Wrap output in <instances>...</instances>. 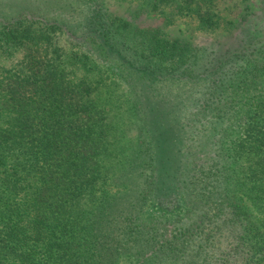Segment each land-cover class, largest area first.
<instances>
[{
  "label": "trees",
  "instance_id": "obj_1",
  "mask_svg": "<svg viewBox=\"0 0 264 264\" xmlns=\"http://www.w3.org/2000/svg\"><path fill=\"white\" fill-rule=\"evenodd\" d=\"M213 2L0 0V264H264V0L165 34Z\"/></svg>",
  "mask_w": 264,
  "mask_h": 264
},
{
  "label": "rangeland",
  "instance_id": "obj_2",
  "mask_svg": "<svg viewBox=\"0 0 264 264\" xmlns=\"http://www.w3.org/2000/svg\"><path fill=\"white\" fill-rule=\"evenodd\" d=\"M103 4V7L106 11L112 15L119 17H126L127 15L132 14L129 17V20H138L142 21V17L144 14L137 16L134 14L137 5L139 4V0H100ZM213 12L216 13L221 18L226 21L222 22V24L213 29V30H203L197 27V22L194 17L183 14H170V21L165 27L166 38L170 40L181 39L185 41H198L201 39H209L218 37L226 34L229 30H232L233 25H228V22H236L239 16L245 14L247 12H251L256 10L259 7L258 0H214L213 2ZM33 5V4H32ZM164 12L169 13L170 9L163 8ZM153 15V14H151ZM151 17L150 15H148ZM56 42L59 46L64 48V50L68 51L71 49V45L66 40V38L60 34ZM107 81L108 85H114L111 87V90L114 92L113 98H116L115 104H120L123 101L124 97H120V93L127 89L126 85L122 82H119L118 79H114L113 77H108ZM122 86H120V84ZM117 96V97H116ZM122 105V104H121ZM113 107V104H112ZM114 108V107H113Z\"/></svg>",
  "mask_w": 264,
  "mask_h": 264
}]
</instances>
